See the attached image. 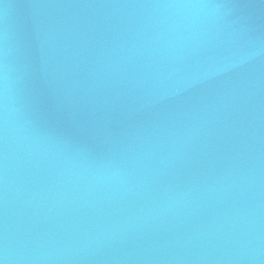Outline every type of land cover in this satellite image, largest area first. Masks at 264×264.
Returning <instances> with one entry per match:
<instances>
[{
  "label": "water",
  "instance_id": "95a60500",
  "mask_svg": "<svg viewBox=\"0 0 264 264\" xmlns=\"http://www.w3.org/2000/svg\"><path fill=\"white\" fill-rule=\"evenodd\" d=\"M0 264H264V0H0Z\"/></svg>",
  "mask_w": 264,
  "mask_h": 264
}]
</instances>
